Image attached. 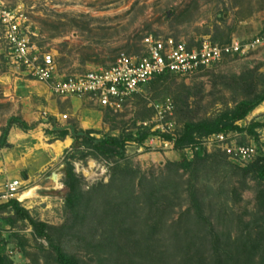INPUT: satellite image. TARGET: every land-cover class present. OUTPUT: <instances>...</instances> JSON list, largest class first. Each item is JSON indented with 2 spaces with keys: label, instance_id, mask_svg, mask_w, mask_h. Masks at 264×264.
Listing matches in <instances>:
<instances>
[{
  "label": "rangeland",
  "instance_id": "obj_1",
  "mask_svg": "<svg viewBox=\"0 0 264 264\" xmlns=\"http://www.w3.org/2000/svg\"><path fill=\"white\" fill-rule=\"evenodd\" d=\"M2 11L22 20L25 36L53 55L62 75L106 68L121 53L138 54L149 35L195 46L203 39L247 42L264 31V0H0ZM8 48L0 23V138L14 117L33 129L12 140L8 132L0 149V197L19 181L21 207L79 264H150V255L158 260L164 251L180 262L181 248L190 244L213 259L217 241L235 250L248 231L254 230L251 240L259 238L264 180L254 162L230 160L210 137L195 134L197 144L184 150L186 169L174 143L160 137L126 143L122 159L98 153L84 138L76 147L71 139L67 149L60 141L71 129L92 131L95 139L137 140L148 133L178 139L186 124H212L264 91V50L192 76L153 79L113 112L87 98L46 101L36 93L41 84L24 74ZM50 100L56 114L47 110ZM52 119L59 120V132ZM85 123L89 129L82 130ZM236 125L256 126V136L229 135L264 154V107ZM67 169L79 179L74 210L65 201ZM25 193L31 195L22 203ZM7 203L0 200V206ZM0 248L4 264H57L50 241L11 208L0 210Z\"/></svg>",
  "mask_w": 264,
  "mask_h": 264
},
{
  "label": "built area",
  "instance_id": "obj_2",
  "mask_svg": "<svg viewBox=\"0 0 264 264\" xmlns=\"http://www.w3.org/2000/svg\"><path fill=\"white\" fill-rule=\"evenodd\" d=\"M21 21L10 12H0L9 55L27 77L49 86L57 98H87L100 108L113 112L121 111L140 88L159 76H192L228 58L264 50V31L247 42L234 39L218 44L203 39L195 46L171 37L149 35L142 40L138 54L121 53L106 68L62 75L53 55L35 48L25 36ZM62 119L67 120V116ZM210 138L234 162L251 163L258 158L256 147L239 145L229 134H218ZM21 188L19 181L10 183L0 200H18Z\"/></svg>",
  "mask_w": 264,
  "mask_h": 264
},
{
  "label": "trees",
  "instance_id": "obj_3",
  "mask_svg": "<svg viewBox=\"0 0 264 264\" xmlns=\"http://www.w3.org/2000/svg\"><path fill=\"white\" fill-rule=\"evenodd\" d=\"M165 76H169V74L159 76L156 79H160ZM263 103L264 91L258 94L253 100L239 103L233 112L222 115L212 124H186L184 127V133L178 139H175L169 135H160L158 133L144 134L137 140L131 136L124 137L122 139L112 138L110 136L104 137L103 139H95L90 137V135L94 134L92 131L76 132L74 130H70V134L66 133L65 135L70 136V138L74 140L76 143L74 147H76L77 142L80 139L84 138L92 143L94 149L98 153L109 158L118 159L124 158L126 143L136 142L138 144H143L150 137H160L165 141L174 143L175 150L180 154L181 157V167L186 169L188 168L189 163L184 150L187 146L197 144L195 134L205 138L218 134H231L234 132L247 133L250 136H256L254 131L256 127L255 125H251L249 128H242L236 124L245 120L250 113L255 111ZM51 121L54 120L52 119ZM14 125L24 132H28L33 129V127L29 126L20 118H11L3 131V135L0 138V149L7 145L6 138L8 132ZM54 131L59 132V130ZM253 166L257 168L258 178L260 180H264V154H262L260 150H258V158L253 163ZM65 173V193L67 194L65 201L68 208L70 210H74L81 199L80 192L78 190L79 179L75 176L72 169H67ZM259 205L263 209V216L258 219L259 224L256 228V232L259 235L258 239L251 240V233L254 230L248 231L249 234L246 236H241V243H238V245L235 247V250L231 248L235 244L221 245L219 241H217L211 245L210 251L214 255L213 259L203 257V255H201L203 252L199 246L191 244L184 245L180 250L183 253V258L180 262H171L166 258V251H164L162 252L163 256L161 255L160 259L158 260L153 259L152 255H150V264H264V194L260 196ZM8 208L13 209L17 216H19L21 219L27 220L34 228L37 237L46 238L50 241V246L56 254L55 261L57 264H79L76 259L66 254L59 246L53 244L47 234L48 226L44 223L34 221L30 217L27 210L22 208L17 200H11L7 204L0 206V210ZM218 237L219 236H217V238ZM150 248L152 249L153 246ZM232 250L235 251L236 257L230 254ZM1 253L2 249L0 248V264H4L5 259L1 257Z\"/></svg>",
  "mask_w": 264,
  "mask_h": 264
},
{
  "label": "crops",
  "instance_id": "obj_4",
  "mask_svg": "<svg viewBox=\"0 0 264 264\" xmlns=\"http://www.w3.org/2000/svg\"><path fill=\"white\" fill-rule=\"evenodd\" d=\"M33 82H35V81H33ZM35 83H39V82H35ZM39 84H41V85H39V87H37V89H36V93L38 94H40L41 96H43L44 98H45V100L46 101H48V99L50 98V97H53V98H55L54 96H53V94H52V92H51V90H50V88H49V86H47V85H45V84H42V83H39ZM56 99V98H55ZM66 100H69V101H77V100H81V99H79V98H69V99H66ZM55 102L56 101H52V100H50V102L48 103V105H47V110L48 111H51V112H53L54 114H56V112H59L58 111V108L56 107V104H55ZM263 107H264V103L261 105V106H259L255 111H260V109H263ZM54 121H52V123H53V131L54 130H60V128H55V121H59V120H56V119H53ZM25 122V121H24ZM26 123V122H25ZM82 124V123H81ZM81 124H80V128L82 129L83 127L81 126ZM7 126V125H6ZM72 128V127H71ZM84 129H86V128H83L82 130H84ZM87 129H89V128H87ZM71 130H73V129H71ZM29 132V131H28ZM20 133H25L24 131H22L20 128H18L16 125H14L11 129H10V131H9V139L10 140H12L14 137H16L17 135H19ZM60 143L62 144V145H64V148L65 149H67V148H69L71 145H72V140H71V138L70 137H66L65 139H63V141L61 142L60 141Z\"/></svg>",
  "mask_w": 264,
  "mask_h": 264
},
{
  "label": "bare ground",
  "instance_id": "obj_5",
  "mask_svg": "<svg viewBox=\"0 0 264 264\" xmlns=\"http://www.w3.org/2000/svg\"><path fill=\"white\" fill-rule=\"evenodd\" d=\"M88 126L89 125L87 123L84 124V128H86V127L88 128ZM30 195H31V193H25L24 195L21 196V198L19 199V201L22 202V203H24L26 200L29 199V196Z\"/></svg>",
  "mask_w": 264,
  "mask_h": 264
}]
</instances>
